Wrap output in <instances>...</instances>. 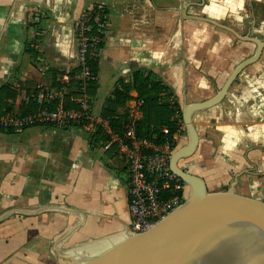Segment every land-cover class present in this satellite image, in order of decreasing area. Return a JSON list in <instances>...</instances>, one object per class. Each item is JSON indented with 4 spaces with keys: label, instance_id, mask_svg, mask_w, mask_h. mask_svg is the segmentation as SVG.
I'll return each mask as SVG.
<instances>
[{
    "label": "crops",
    "instance_id": "obj_1",
    "mask_svg": "<svg viewBox=\"0 0 264 264\" xmlns=\"http://www.w3.org/2000/svg\"><path fill=\"white\" fill-rule=\"evenodd\" d=\"M96 1L108 10L91 108L101 129L115 78L147 68L168 86L160 99L178 105L167 162L185 190L194 176L208 191L264 201V0H0V84L16 89L12 107L77 65L74 23ZM123 110L141 114L134 99ZM90 132L0 129V264H71L129 233L124 161Z\"/></svg>",
    "mask_w": 264,
    "mask_h": 264
},
{
    "label": "water",
    "instance_id": "obj_2",
    "mask_svg": "<svg viewBox=\"0 0 264 264\" xmlns=\"http://www.w3.org/2000/svg\"><path fill=\"white\" fill-rule=\"evenodd\" d=\"M188 181L186 196L150 227L71 264H264V201ZM231 233L237 249L217 245Z\"/></svg>",
    "mask_w": 264,
    "mask_h": 264
},
{
    "label": "built area",
    "instance_id": "obj_3",
    "mask_svg": "<svg viewBox=\"0 0 264 264\" xmlns=\"http://www.w3.org/2000/svg\"><path fill=\"white\" fill-rule=\"evenodd\" d=\"M94 3L97 7L103 6L99 1ZM90 6L91 4L82 9L73 27L77 64L80 66L74 74L76 80L73 88L70 87L73 75L62 72L56 77L57 83L38 85L29 95L37 102L36 108L20 111L17 107H11L2 112L1 126L19 129L41 122H53L62 126L80 122L79 126L91 125V131L94 129L98 121L92 116V102H89V95L85 92L87 80L90 78V69L85 59L87 54L98 53L94 48H89L84 32L87 27V9ZM94 18H97V14H94ZM106 21L107 15L99 22L103 30ZM101 131L105 134L101 141L102 147H115L124 161L129 231H143L174 208L182 200L185 191L183 180L169 168V144L167 141L153 143L136 137L133 119L130 117L123 123L121 134L105 128Z\"/></svg>",
    "mask_w": 264,
    "mask_h": 264
},
{
    "label": "trees",
    "instance_id": "obj_4",
    "mask_svg": "<svg viewBox=\"0 0 264 264\" xmlns=\"http://www.w3.org/2000/svg\"><path fill=\"white\" fill-rule=\"evenodd\" d=\"M88 11L86 19L87 27L85 34L87 37L89 48L99 52L103 45L104 30L99 26V22L105 18L108 13L107 8L103 5L97 7L93 2ZM97 14V18H94ZM98 55L87 54L85 63L90 69V78H88L85 92L89 95V102H92V96L96 92L97 87V69ZM79 65L67 69L68 74H74L78 71ZM56 73L51 77L50 84L57 83ZM133 91V94L131 93ZM16 89L6 81L0 84V114L13 106ZM169 95L168 86L164 84L158 76L151 70L143 67H136L130 70L128 78L117 76L110 87L108 93L104 96L100 107L99 116L108 122L112 131L121 134L123 123L127 119V111L116 113L118 106H124L125 101L134 99L136 106L140 111V116L133 119L134 134L138 138H145L153 143H162L167 141L170 146L173 145V133L179 127L177 116L179 109L175 100H161L160 95ZM67 98V97H66ZM37 102L30 96L27 99L20 101L17 108L20 111H27L37 107ZM38 124L57 125L53 122H41ZM74 125L80 122L70 123ZM68 124V125H70ZM68 125H64L68 126ZM62 126V125H58ZM24 127V126H23ZM22 128V127H21ZM0 129L5 131L14 130L11 127H3L0 124ZM101 132V125L96 123L94 129L90 132L89 138L91 142L96 143L99 138L104 139ZM113 148V146H111ZM179 193V192H178Z\"/></svg>",
    "mask_w": 264,
    "mask_h": 264
},
{
    "label": "bare ground",
    "instance_id": "obj_5",
    "mask_svg": "<svg viewBox=\"0 0 264 264\" xmlns=\"http://www.w3.org/2000/svg\"><path fill=\"white\" fill-rule=\"evenodd\" d=\"M237 234L231 233V235L229 236V238L227 240H225V242L217 244L220 247L226 246L228 247V249H237L238 248V241H237Z\"/></svg>",
    "mask_w": 264,
    "mask_h": 264
},
{
    "label": "rangeland",
    "instance_id": "obj_6",
    "mask_svg": "<svg viewBox=\"0 0 264 264\" xmlns=\"http://www.w3.org/2000/svg\"><path fill=\"white\" fill-rule=\"evenodd\" d=\"M99 51H100V50H99ZM98 53H99V52H98ZM64 72H67V71H64ZM76 73H77V72H76ZM74 74H75V73H74ZM74 74H71V76L73 75L72 78H71V83H70V84H71V86H70L71 88H73L72 86H73V84H74V82H75V80H76V79L74 78ZM48 82H49V81H47L45 84H48ZM40 84H41V83H40ZM42 84H43V83H42ZM50 85H52V84H50ZM71 88H69V89H71ZM92 116H93V115H92ZM186 194H187V191L185 190V191H184V194H183V197H185ZM183 197H182V198H183ZM129 232H130V231H129ZM90 256H91V255H90ZM88 257H89V255H88Z\"/></svg>",
    "mask_w": 264,
    "mask_h": 264
}]
</instances>
